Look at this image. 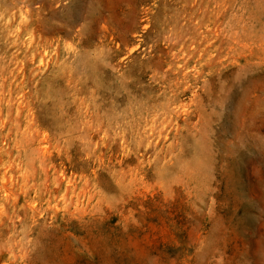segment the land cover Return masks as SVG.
I'll use <instances>...</instances> for the list:
<instances>
[{
	"label": "rangeland",
	"instance_id": "obj_1",
	"mask_svg": "<svg viewBox=\"0 0 264 264\" xmlns=\"http://www.w3.org/2000/svg\"><path fill=\"white\" fill-rule=\"evenodd\" d=\"M0 264H264V0H0Z\"/></svg>",
	"mask_w": 264,
	"mask_h": 264
}]
</instances>
